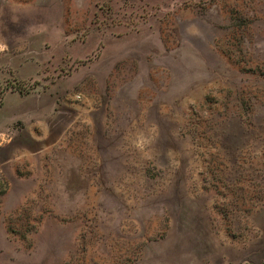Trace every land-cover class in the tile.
<instances>
[{
	"label": "rangeland",
	"instance_id": "1",
	"mask_svg": "<svg viewBox=\"0 0 264 264\" xmlns=\"http://www.w3.org/2000/svg\"><path fill=\"white\" fill-rule=\"evenodd\" d=\"M0 264H264V0H0Z\"/></svg>",
	"mask_w": 264,
	"mask_h": 264
}]
</instances>
